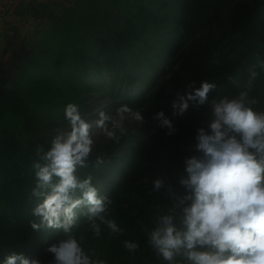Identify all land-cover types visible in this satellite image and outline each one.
Masks as SVG:
<instances>
[{"label": "trees", "instance_id": "16d2710c", "mask_svg": "<svg viewBox=\"0 0 264 264\" xmlns=\"http://www.w3.org/2000/svg\"><path fill=\"white\" fill-rule=\"evenodd\" d=\"M28 10L43 28L24 41L12 84L0 77V264L11 252L50 264L47 247L66 238L62 229L31 227L38 222L39 201L31 195L35 152L49 146L45 128L54 136L68 125V104L90 120L98 98L114 111L127 104L144 115L143 124L125 125L119 142L100 145L77 170L109 197L104 215L124 231L112 233L101 223L96 236L82 207L71 235L94 261L168 264L148 244L157 206L170 205L165 189L152 191V180L165 178L182 191L184 158L193 154L197 128L207 126L211 101L244 90L250 70L258 75L249 97L264 112V0H77L70 7L55 0L39 8L28 2ZM205 80L217 85L208 102H190L183 116H173L177 94ZM161 110L173 121L172 135L152 119ZM125 240L139 247L130 252Z\"/></svg>", "mask_w": 264, "mask_h": 264}, {"label": "clouds", "instance_id": "9594fccd", "mask_svg": "<svg viewBox=\"0 0 264 264\" xmlns=\"http://www.w3.org/2000/svg\"><path fill=\"white\" fill-rule=\"evenodd\" d=\"M259 67L264 70V60ZM257 75L250 70L245 89L236 96L211 101L207 126L197 128L193 154L184 158V171L177 180L182 191L166 184L165 178L152 180V191L165 189L170 205L166 210L157 206L148 244L168 264H264V112L254 110L257 101L249 97ZM193 85L188 84L185 94H177L172 102L173 116H183L190 102L204 105L217 88L206 80L199 87ZM116 117L102 112L99 119L87 120L78 106L70 103L65 108L68 129H57L47 149L36 148L31 195L39 201L33 209L38 222L33 221L31 227L37 231L62 229L66 237L47 247L52 255L50 264H105L94 261L71 235L77 210L82 207L96 236L101 234V223L112 233L124 231L104 215L111 203L109 197L98 194L91 176L81 179L77 175L78 168L88 166L95 130L119 142L127 133L126 118L144 123L141 111L127 104L117 109ZM152 119L167 129V135L176 131L163 110ZM96 163H102L99 156ZM124 246L134 252L139 244L125 240ZM3 264L41 261L11 252Z\"/></svg>", "mask_w": 264, "mask_h": 264}, {"label": "rangeland", "instance_id": "374dc122", "mask_svg": "<svg viewBox=\"0 0 264 264\" xmlns=\"http://www.w3.org/2000/svg\"><path fill=\"white\" fill-rule=\"evenodd\" d=\"M29 1V0H28ZM63 4L66 6H71L73 5L77 0H60ZM37 23H32L31 20H28V22H25L23 27H22V34L23 36L25 35L26 38L32 39L33 36L36 34V31L38 29H41L43 27H37ZM21 48V49H20ZM25 51V46L20 42L19 44L15 43L14 47L12 49V46L9 48V52H5L0 54V73L2 74H7L5 78H3V75L1 77L2 84L5 82H9V85L12 84L14 81L15 77H17L18 73V68H19V60L22 52ZM91 111H92V119L90 120H97L100 117V113H104L108 116H111L113 118H117L116 114L117 111H114L112 106L107 105L105 102L104 98H98L97 101H93V104L91 105ZM125 125L129 127H134L136 126L135 122L125 119L124 121ZM59 129L67 130L68 125L62 126ZM46 132L44 134L46 135L47 138L52 139L54 136H52L51 131L45 128ZM48 130V131H47ZM56 132V131H55ZM96 134L94 135V145H93V153L91 156H96L98 155V152L100 151V145H107L110 141L109 138H107L103 132L99 129L95 130ZM195 140L191 141V144L194 145Z\"/></svg>", "mask_w": 264, "mask_h": 264}, {"label": "crops", "instance_id": "0c3cea01", "mask_svg": "<svg viewBox=\"0 0 264 264\" xmlns=\"http://www.w3.org/2000/svg\"><path fill=\"white\" fill-rule=\"evenodd\" d=\"M54 1L55 0H29V4L31 3L36 8H39L42 5L50 4ZM24 4L27 5L26 8H20L21 5H18L16 8L10 9L7 13L8 16L6 20L0 23V54L1 52L2 54L6 51L9 52V48L12 46L13 49L15 43L19 44L21 42L24 45V41L27 40L26 36L22 34V27L25 22L31 20L32 23L36 24L34 17L28 10V2Z\"/></svg>", "mask_w": 264, "mask_h": 264}, {"label": "built area", "instance_id": "2783aa9c", "mask_svg": "<svg viewBox=\"0 0 264 264\" xmlns=\"http://www.w3.org/2000/svg\"><path fill=\"white\" fill-rule=\"evenodd\" d=\"M29 2L27 0H0V23H3L8 16L10 9L16 8L18 5Z\"/></svg>", "mask_w": 264, "mask_h": 264}]
</instances>
